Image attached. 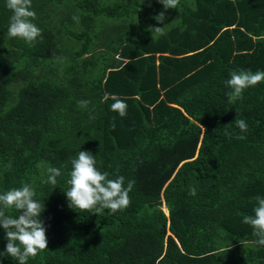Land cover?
I'll return each mask as SVG.
<instances>
[{"label":"trees","instance_id":"obj_1","mask_svg":"<svg viewBox=\"0 0 264 264\" xmlns=\"http://www.w3.org/2000/svg\"><path fill=\"white\" fill-rule=\"evenodd\" d=\"M150 2L32 0L42 35L29 45L8 35L0 0V194L29 183L45 205L48 248L27 264H264L242 223L264 197V82L234 102L225 85L232 71H264V0H180L153 39L163 24ZM79 151L135 181L129 207H69ZM47 167L61 171L55 185Z\"/></svg>","mask_w":264,"mask_h":264},{"label":"clouds","instance_id":"obj_2","mask_svg":"<svg viewBox=\"0 0 264 264\" xmlns=\"http://www.w3.org/2000/svg\"><path fill=\"white\" fill-rule=\"evenodd\" d=\"M150 2V0H149ZM164 10L177 9L180 0H158ZM6 7L12 12L9 20L8 35L13 38H20L29 45H32L38 37H41V29L33 23L36 12L32 10V0H6ZM74 20L77 17H73ZM154 20L163 24L161 27L150 26L147 30L154 37L163 36L166 19L165 12L161 11L153 17ZM264 82V71L240 70L232 71L230 78L225 81L226 87L231 89L227 93L229 102L242 98L243 92L252 86ZM114 101L111 109L121 117L127 115V103L115 94H105ZM90 102L87 100L78 101L81 108L87 109ZM236 126L245 132L248 125L245 120L235 121ZM115 129V124H112ZM238 136L237 139H244ZM46 183L55 185L61 171L56 167H47ZM67 181L70 185L65 191L69 207L81 211H89L98 215L104 210L112 213L123 211L131 204L130 192L135 184L129 180L125 186V177L118 175L109 178L108 172H102L96 167L95 155L90 151H79L76 158L71 160V171ZM189 195H196V188L189 191ZM36 191L33 185L24 183L19 188H12L0 194V226L6 233L7 244L0 256H10L18 264H27L29 257H36L39 252L48 248L46 227L41 219L45 205L36 198ZM256 206L253 208V215H244L242 223L252 228L253 241L259 246H264V197H256ZM14 208L20 212L18 217L8 215L6 210Z\"/></svg>","mask_w":264,"mask_h":264},{"label":"rangeland","instance_id":"obj_3","mask_svg":"<svg viewBox=\"0 0 264 264\" xmlns=\"http://www.w3.org/2000/svg\"><path fill=\"white\" fill-rule=\"evenodd\" d=\"M150 4V6H149V10L151 11V16L152 17H154L156 14H155V7L157 6V5H162V4H160L158 1H153V2H150L149 3ZM163 6V5H162ZM162 11H164L165 12V14H166V16L167 17H171V15L167 12V10L165 11L164 10V8L162 7Z\"/></svg>","mask_w":264,"mask_h":264}]
</instances>
